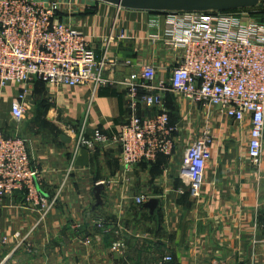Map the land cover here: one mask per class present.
Instances as JSON below:
<instances>
[{
	"label": "crops",
	"instance_id": "obj_1",
	"mask_svg": "<svg viewBox=\"0 0 264 264\" xmlns=\"http://www.w3.org/2000/svg\"><path fill=\"white\" fill-rule=\"evenodd\" d=\"M35 1L56 2L57 19L82 31L98 57L107 49L108 58L131 62L108 75L124 79L137 65L152 64L157 79H168L172 56L161 41L149 40L160 31L155 23L163 25L162 13L97 0ZM253 9L256 18H264L259 5ZM23 90L26 112L17 122L12 103ZM165 102L179 129L174 153L126 169L117 144L83 146L74 154L75 137L65 132L83 123L89 131L116 133L128 115L122 87L0 84V131L27 137L39 191L54 201L43 214L25 206L21 191L3 199L0 241L7 242L0 244V264H264V128L259 174L247 156V118L234 122L172 93ZM153 112L143 107L141 114ZM205 134L213 141L202 188L193 198L180 172L182 154ZM100 184L97 204L94 189ZM139 194L158 200L153 214L134 202ZM28 232L15 247V233ZM117 243L123 246L114 249Z\"/></svg>",
	"mask_w": 264,
	"mask_h": 264
},
{
	"label": "built area",
	"instance_id": "obj_2",
	"mask_svg": "<svg viewBox=\"0 0 264 264\" xmlns=\"http://www.w3.org/2000/svg\"><path fill=\"white\" fill-rule=\"evenodd\" d=\"M259 6L264 12V0ZM57 10L56 2L0 0V84L40 80L67 87L90 85L93 90L122 87L128 115L120 129L107 134L100 129L89 131L82 123L78 131L65 130L75 137L74 154L83 146L117 144L126 169L153 162L158 155L171 156L179 130L166 108L165 96L172 93L234 122L247 118V156L259 173L264 128V18H256L255 10L162 13L163 25L155 23L160 31L149 40L161 41L172 56L168 79H157L152 64L137 65L124 79L108 75L116 65L131 62L108 58L107 49L98 57L82 31L57 19ZM25 96L23 90L12 103L17 122L25 116ZM143 107L153 109V114L142 115ZM212 141V135L205 134L183 151L180 172L188 180L193 198L202 188ZM38 176L27 139L0 131V206L3 199L21 191L25 206L41 208L45 214L54 201L46 200L39 191ZM147 200L145 194L134 197L138 205ZM28 236L29 232L23 236L15 233V247L22 246ZM6 240L4 237L0 244ZM122 246L117 243L113 248Z\"/></svg>",
	"mask_w": 264,
	"mask_h": 264
},
{
	"label": "water",
	"instance_id": "obj_3",
	"mask_svg": "<svg viewBox=\"0 0 264 264\" xmlns=\"http://www.w3.org/2000/svg\"><path fill=\"white\" fill-rule=\"evenodd\" d=\"M115 5L120 8L147 11L151 13H177V12H224L232 10L251 9L257 7L263 0H97ZM60 138L67 142L69 137L65 134ZM103 185L94 189L96 203L100 202V191ZM153 214L158 206L157 199H150L143 203Z\"/></svg>",
	"mask_w": 264,
	"mask_h": 264
},
{
	"label": "rangeland",
	"instance_id": "obj_4",
	"mask_svg": "<svg viewBox=\"0 0 264 264\" xmlns=\"http://www.w3.org/2000/svg\"><path fill=\"white\" fill-rule=\"evenodd\" d=\"M14 135V134H13ZM16 135H18V136H20V137H23V138H25V139H27V137L26 136H24V135H22V134H16ZM27 141H28V139H27Z\"/></svg>",
	"mask_w": 264,
	"mask_h": 264
},
{
	"label": "trees",
	"instance_id": "obj_5",
	"mask_svg": "<svg viewBox=\"0 0 264 264\" xmlns=\"http://www.w3.org/2000/svg\"><path fill=\"white\" fill-rule=\"evenodd\" d=\"M246 10H249V11H254L255 9H246ZM232 11H238V10H232ZM261 12V11H260ZM259 13V12H258Z\"/></svg>",
	"mask_w": 264,
	"mask_h": 264
}]
</instances>
